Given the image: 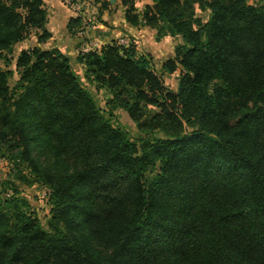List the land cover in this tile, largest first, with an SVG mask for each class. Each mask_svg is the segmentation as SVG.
<instances>
[{"label": "trees", "instance_id": "1", "mask_svg": "<svg viewBox=\"0 0 264 264\" xmlns=\"http://www.w3.org/2000/svg\"><path fill=\"white\" fill-rule=\"evenodd\" d=\"M121 1L129 23L181 36L161 68L177 89L115 41L77 56L109 116L56 47L20 50L12 88L0 65L2 156L51 189L46 228L16 186L0 194V264H264V4ZM46 20L42 0H0V58L32 30L45 42ZM113 108L163 137H129Z\"/></svg>", "mask_w": 264, "mask_h": 264}, {"label": "crops", "instance_id": "2", "mask_svg": "<svg viewBox=\"0 0 264 264\" xmlns=\"http://www.w3.org/2000/svg\"><path fill=\"white\" fill-rule=\"evenodd\" d=\"M42 1L47 12L45 27L50 37L41 43L36 39L32 46L37 45L42 49L58 48L68 57L71 65L76 64L83 72L84 65L77 60V56L89 39L96 38L104 45L128 36L136 44V50L145 52L159 68H162L163 61L174 57L176 45L182 43L180 35L157 37L154 28L142 23L133 25L126 21V6L121 0H83L82 10L78 12L67 6L65 0ZM141 2L145 5L153 3L152 0ZM138 4L139 2L137 4L135 2V6ZM137 11H141L140 8ZM77 15L82 18V26L76 32H72L68 28V21ZM28 48L24 47V49Z\"/></svg>", "mask_w": 264, "mask_h": 264}, {"label": "rangeland", "instance_id": "3", "mask_svg": "<svg viewBox=\"0 0 264 264\" xmlns=\"http://www.w3.org/2000/svg\"><path fill=\"white\" fill-rule=\"evenodd\" d=\"M64 1V0H63ZM83 1V0H81ZM142 0H136L139 2L136 5L137 9L140 8L143 11L145 3L141 2ZM149 2L151 0H148ZM153 1V0H152ZM65 2V1H64ZM261 4H264V0H260ZM66 4V3H65ZM67 5V4H66ZM69 6V5H67ZM141 11L138 13L140 14ZM195 15L202 21H206L209 16L208 10H201L198 6L195 7ZM127 40V42L123 40ZM181 41L182 38L180 37ZM36 42V37L34 31H30L27 39L20 43H16L12 46L11 54H6L10 59L5 60L4 57L0 58L1 68L4 70H10L11 74L8 77V85L10 88L14 87L16 82L19 79L20 73L19 69L15 66V59L18 56L20 50L24 49V47H31ZM116 44L119 46H127V44L136 45L131 38L128 36H123L121 39L115 40ZM183 42V41H182ZM138 53L145 54V52ZM151 65L154 71L161 77L164 85L170 90H176L178 86V77L179 72L176 71L174 74H167L162 71L161 68L158 67V64L151 60ZM74 71L79 76L81 82L86 86V88L91 92L93 98L97 106L104 112L106 116H109V107L106 104V100L110 97V94L105 89H96L95 84L87 81L84 76V72L77 66L76 64L72 65ZM112 114L110 115V119L112 123L123 129L127 132L128 136L131 138H137L142 136H157L163 137V132L159 129H152L146 126H140L137 121L130 118L129 114L122 108H113ZM187 129H191L190 127ZM4 149L2 147L0 149V194L3 197H7L13 193L12 188L14 186L17 187L16 195L19 198H22L26 201L25 209L32 216L36 217L43 227H47V222L50 217V200L49 194L51 189L43 182V179L40 175H36L35 172L31 171L30 167L27 164H22L21 169L10 160H8L5 156H2ZM41 161L43 163L47 162V158L41 156ZM153 175H147L150 178Z\"/></svg>", "mask_w": 264, "mask_h": 264}, {"label": "built area", "instance_id": "4", "mask_svg": "<svg viewBox=\"0 0 264 264\" xmlns=\"http://www.w3.org/2000/svg\"><path fill=\"white\" fill-rule=\"evenodd\" d=\"M65 3L69 6H71L75 11H81L82 10V5H83V1L81 0H65ZM123 40V39H122ZM125 42H127V40H123ZM102 43L94 38V39H89L85 42L83 48L81 49V52L85 53L88 51H99L102 47ZM129 44H127L128 46Z\"/></svg>", "mask_w": 264, "mask_h": 264}, {"label": "water", "instance_id": "5", "mask_svg": "<svg viewBox=\"0 0 264 264\" xmlns=\"http://www.w3.org/2000/svg\"><path fill=\"white\" fill-rule=\"evenodd\" d=\"M105 34H108V33H105Z\"/></svg>", "mask_w": 264, "mask_h": 264}]
</instances>
